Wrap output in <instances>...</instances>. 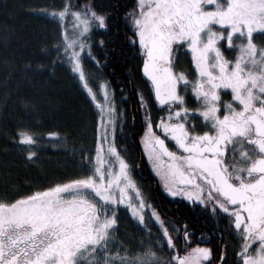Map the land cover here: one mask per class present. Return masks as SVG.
Wrapping results in <instances>:
<instances>
[{
  "label": "snow or ice",
  "instance_id": "snow-or-ice-1",
  "mask_svg": "<svg viewBox=\"0 0 264 264\" xmlns=\"http://www.w3.org/2000/svg\"><path fill=\"white\" fill-rule=\"evenodd\" d=\"M81 7L76 10L65 0L41 14L57 21V60L67 63L95 105L94 155L79 161L87 175L24 195L0 191V264H203L212 255L208 247L198 245L173 261L152 251V243L166 244L173 252L176 244L136 186L126 148L117 144L123 116L114 92L85 63L99 64L92 57L90 35L94 26L107 27L106 16L91 5ZM126 15L132 18V39L144 52L143 72L151 79L155 101L168 109L154 126L149 102L138 94L149 159L172 196L198 201L229 219L240 233L238 264H264V41L255 38L264 36V0H137ZM68 16L75 21L71 29L64 24ZM217 25L223 30L217 31ZM221 44L238 50L234 59L225 56ZM174 47L191 50L196 79L175 70ZM181 87L194 94L200 108L187 107ZM224 89H231L232 101L221 99ZM197 113L206 122L202 127L211 131L196 130L189 117ZM19 136L25 145L34 143L29 133ZM121 204L148 232L145 251L135 256L111 251ZM145 209L160 229L159 241L151 240ZM171 228L179 233L178 225ZM182 235L188 238L187 231ZM218 259L228 264L225 252Z\"/></svg>",
  "mask_w": 264,
  "mask_h": 264
},
{
  "label": "trees",
  "instance_id": "trees-1",
  "mask_svg": "<svg viewBox=\"0 0 264 264\" xmlns=\"http://www.w3.org/2000/svg\"><path fill=\"white\" fill-rule=\"evenodd\" d=\"M45 1L53 0H0V191L19 195L87 175L81 171L79 161L92 150L96 134V110L69 66L57 60L53 50L60 29L57 21L41 14L40 6ZM70 3L76 10L90 3L106 16L107 27L91 32L92 57L99 61L100 71L114 92L117 109L122 112L117 144L126 148L125 158L132 173L139 167L147 177L143 182L147 198L154 201L155 195L161 212L179 218L175 221L179 228L190 225L203 231L211 239V246L216 241L225 243L222 246L227 258L239 261L236 251L239 252L240 233L230 227L229 219L205 205L168 196L145 157L141 139L145 113L138 94L149 102L153 122L161 113L164 115L165 107L155 101L151 84L142 72L143 53L138 41L132 39L135 33L126 14L135 9V0ZM255 38L257 43L264 41V36ZM93 64L96 65L86 61L89 68ZM25 132L32 135L34 150L29 151V145L21 142L19 133ZM53 134L65 139L64 148L47 143ZM35 142L43 144L38 151ZM28 152L35 156L29 158ZM175 235L177 242L184 241L181 232Z\"/></svg>",
  "mask_w": 264,
  "mask_h": 264
},
{
  "label": "flooded vegetation",
  "instance_id": "flooded-vegetation-1",
  "mask_svg": "<svg viewBox=\"0 0 264 264\" xmlns=\"http://www.w3.org/2000/svg\"><path fill=\"white\" fill-rule=\"evenodd\" d=\"M137 3V0H135ZM135 3V4H136ZM139 44V43H138ZM176 50V49H173ZM184 54H179V56L174 55V58H178V62H176V58L174 59V64L176 65L175 67H179V69H183L185 74L188 76L189 80H192L193 78H197L198 73L195 69V64L192 59V53L191 50L187 49L186 47H183ZM144 57V55H143ZM144 60V58H143ZM104 65V62H102ZM142 72H143V64H142ZM144 74V72H143ZM191 74H193V77H190ZM145 76V74H144ZM146 77V76H145ZM105 78V77H104ZM146 79L150 82L151 81L146 77ZM105 81L107 79L105 78ZM108 82V81H107ZM109 83V82H108ZM190 87V86H189ZM152 88V84H151ZM183 87L180 88V91L182 90ZM153 94L154 90L152 88ZM181 94L185 96V99L187 101V105L194 104L196 103V98H194V94L191 91L185 92L183 90V93L181 91ZM230 89H224L221 92V99H228L230 97ZM157 103V101H156ZM158 104V103H157ZM159 105V104H158ZM166 107V106H164ZM164 116V115H163ZM197 118V117H196ZM195 118V119H196ZM191 120V119H190ZM199 120V119H197ZM193 121V120H192ZM195 121V120H194ZM199 122L196 123L197 126H201L202 124H198ZM205 124V122H202ZM144 150V149H143ZM134 179L136 181V186L140 188L142 195L144 196L145 200L149 205L154 207L158 213H160L161 218L165 220L166 224L169 227L170 233L173 235L174 242L176 244V250L173 252L169 249V247L165 244L163 247H157L156 243H152V251L156 253L157 256H159L162 260H168V261H173L174 257L179 254L183 256L187 251L192 249L193 247L196 246H206L212 250V255L208 257L205 261H203V264H221L220 260L218 259V256L221 252H225V243H222L221 241H216L214 243V246L208 245L210 243L211 239L205 236V233L203 231H200L196 228H191L190 225L188 226H183L182 229L179 228V232L183 233L185 231L188 232V238L186 239L183 235V242H177L175 240V231L172 230L171 224L174 223L175 221H179V218H175L171 216L170 214H165L161 212L160 210V204L158 198L154 195L153 200H149L147 198V194L145 193V188H144V181L147 179L146 176L143 177V175L140 172V168L136 170V173H133ZM154 190V189H153ZM131 209L128 206H124L121 204L118 209V224L119 227L116 228L115 230V235H116V240L113 242V247L111 248V251L113 252H119L121 255H123L125 252L129 256H135L136 253H140L145 251V241L146 238L148 237V232L145 231V229H140L138 227V222L137 220L131 216ZM144 216H145V223L147 224L148 229L151 232V240L152 241H159L161 239L160 236V229L159 227L152 222L153 218L150 215V211L148 209H145L144 211ZM140 225V223H139ZM121 244L123 246H121ZM223 245V246H222ZM228 245V244H227ZM238 252L236 251V254ZM228 259V258H227ZM178 262H176L177 264ZM238 260H233V259H228V264H237Z\"/></svg>",
  "mask_w": 264,
  "mask_h": 264
},
{
  "label": "rangeland",
  "instance_id": "rangeland-1",
  "mask_svg": "<svg viewBox=\"0 0 264 264\" xmlns=\"http://www.w3.org/2000/svg\"><path fill=\"white\" fill-rule=\"evenodd\" d=\"M65 2V0H53L52 2H49V1H45V5H43V6H40V12H42V10H44V9H48V10H51L52 8H59L63 3ZM89 4V3H88ZM88 4H86V5H88ZM91 5V4H90ZM92 7V6H91ZM136 7V6H135ZM93 8V7H92ZM83 10V9H82ZM129 19H131L132 20V18H131V16H130V18ZM106 22V21H105ZM75 23V21H74V19L71 17V16H68V17H66L65 18V21H64V24H65V26L66 27H68L69 29H71L72 28V26H73V24ZM94 28H99V27H93V29ZM216 30L217 31H221V30H223V28H222V26H216ZM236 41L234 40V43H235ZM181 43H183V42H181ZM221 48H222V50L224 51V54H225V56L229 59V60H231V59H234L235 58V56H236V54H237V51L238 50H230L229 49V47L226 45V44H221ZM174 49H176L175 47H174ZM142 51V50H141ZM142 53H143V55H144V52L142 51ZM184 54V50H183V47H181L180 49H176V50H173V55H177V56H179V54ZM176 58V61H178V58L177 57H175ZM87 61V60H86ZM86 61H85V63H86ZM91 61V63L93 62L92 60H90ZM66 65H67V63L66 62H64ZM94 63V62H93ZM177 62H175V64H176ZM88 65V64H87ZM68 66V65H67ZM176 66V65H175ZM89 70H90V73L92 74V76H94V77H98V79H99V81H105V78H104V75H103V73H101V71H100V66L99 65H94L93 64V66H91V68H89V67H87ZM175 70L176 71H183V72H185L183 69H179V67H175ZM145 74V73H144ZM145 76L151 81V79H150V77H148L146 74H145ZM194 75L193 74H191V76L190 77H193ZM195 77V76H194ZM77 79V78H76ZM194 79H196V77L195 78H193L192 80H194ZM77 81H78V79H77ZM78 83L80 84V86H82V88H83V90L86 92V95H87V97H88V99L90 100V102H91V99H90V97H89V95H88V93H87V91L85 90V88L83 87V85L78 81ZM91 86L93 87V89L94 90H96L97 89V83H95V82H91ZM182 93H183V88H182ZM185 93V92H184ZM230 93H231V89H230ZM233 100V96H232V94H230V97L228 98V99H223V101H232ZM157 103L159 104V102L157 101ZM91 104L93 105V107H94V109L96 110V108H95V105L91 102ZM236 104H237V106H239V102H236ZM159 105H161V104H159ZM161 106H165V105H161ZM200 104L199 103H194V104H190V105H187V107L188 108H190V109H196V108H200ZM222 108H223V105L221 106ZM167 111H168V109H167V107H165V109H164V115L167 113ZM162 114V113H161ZM161 114L160 115H158L156 118L158 119L159 117H161ZM223 114V112H221V115ZM197 117V118H196ZM196 118V119H195ZM157 119H155V122H156V120ZM189 119H191V121L193 120V122L196 124L197 122H199L200 124H202V125H204L202 122L204 121L203 120V118L201 117V115L199 114V113H197V114H195V115H192L191 117H189ZM197 119H199V120H197ZM195 120V121H194ZM155 122H153V124H154V126H155ZM205 122V121H204ZM198 123V124H199ZM206 123V122H205ZM202 125L201 126H197V131H211V128H209V127H202ZM95 132H96V130H95ZM143 135H144V131H143V134H142V137H143ZM157 135H160V133L159 132H157ZM95 138H96V134H95ZM95 138H94V141H93V147H92V149H94V144H95ZM165 139H166V143H168V146H169V148L171 149V150H173V151H175L176 150V148H175V145H174V142H171L170 141V138L169 137H165ZM33 141H34V139H33ZM47 143L49 144V145H51V146H53L54 148H64L65 146H66V141H65V139L64 138H60V136H58V135H55V134H53V135H50L48 138H47ZM142 143H143V141H142ZM35 145H38V147H36L37 148V151H38V149H40L42 146H43V144H40V142L39 143H36L35 142ZM29 151H31V150H34L35 149V147H34V145L32 146V145H30V146H28V148H27ZM143 149H144V153H145V157H146V159H147V161H148V163H149V165H150V167H151V169H152V171H153V173H154V175H155V177H156V179L158 180V182H159V185H160V188L162 189V191H164L168 196H170V197H172V198H174V197H180V198H184L185 200H187L189 203H191V204H194V203H198V204H201L200 202H198V201H191V200H188L186 197H183V196H172L171 195V193L168 191V189H167V186L164 184V182H163V180L161 179V176L159 175V173L157 172V170H156V168L153 166V161L152 160H150L149 159V157H148V154H147V151H146V149L144 148V145H143ZM181 154H183V153H181ZM88 155H94V153H93V151L91 150V151H89L88 152ZM35 156V155H34ZM131 175H132V178H133V180H134V182H135V184H136V181H135V179H134V174L132 173V171H131ZM137 185V184H136ZM132 202L133 203H136V200H135V198H133V200H132ZM203 205V204H202ZM124 206H126V205H124ZM138 227L140 228V229H144V227H143V225H139V223H138ZM200 247H206V246H204V245H202V246H200ZM194 248V247H193ZM178 264V263H177Z\"/></svg>",
  "mask_w": 264,
  "mask_h": 264
},
{
  "label": "bare ground",
  "instance_id": "bare-ground-1",
  "mask_svg": "<svg viewBox=\"0 0 264 264\" xmlns=\"http://www.w3.org/2000/svg\"><path fill=\"white\" fill-rule=\"evenodd\" d=\"M88 5H90V3Z\"/></svg>",
  "mask_w": 264,
  "mask_h": 264
}]
</instances>
